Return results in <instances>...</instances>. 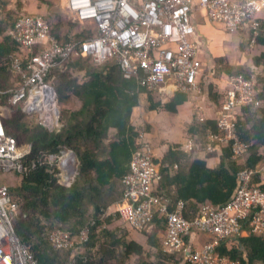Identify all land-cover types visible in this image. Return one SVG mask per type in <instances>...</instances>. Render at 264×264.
Returning a JSON list of instances; mask_svg holds the SVG:
<instances>
[{
  "label": "built area",
  "instance_id": "obj_1",
  "mask_svg": "<svg viewBox=\"0 0 264 264\" xmlns=\"http://www.w3.org/2000/svg\"><path fill=\"white\" fill-rule=\"evenodd\" d=\"M65 10L93 35L82 42H60L52 34L46 16L40 14L20 18L11 30L19 50L10 67L15 87L0 89V264H39L16 234L20 204L10 189L16 177L27 170L25 159L31 154L32 144H21L9 132L6 120L21 109L45 130H60L58 95L51 85L55 69L67 71L78 58L88 59L95 68L112 62L124 80H135L149 93L155 94L171 83L176 92L200 95L199 79L205 66L199 59L195 12L200 11L208 23L221 25L229 35L242 34L249 52L257 43L264 20V0H67ZM259 93L255 78L229 79L224 104L216 117L220 133L207 135L208 152H221L223 147L231 146L234 160L245 157L252 144L240 139L237 114L241 107L264 105L257 100ZM138 144L124 179L123 198L102 215L118 213L128 228L151 231L155 213H159L166 223L160 235L164 250L180 260L174 264H239L220 255L218 248L251 234L264 237V189L252 184L255 174H264V164L239 172L238 188L227 204L203 203L195 216L187 218L184 201L170 209L172 200L164 192H156L161 175L147 134H139ZM198 146L189 139L184 150ZM45 160L56 165L59 184H71L78 165L71 150H60ZM199 234L207 235L209 240L197 245L193 237ZM87 239V228L74 237L58 229L50 233L48 241L54 250L76 251Z\"/></svg>",
  "mask_w": 264,
  "mask_h": 264
},
{
  "label": "trees",
  "instance_id": "obj_2",
  "mask_svg": "<svg viewBox=\"0 0 264 264\" xmlns=\"http://www.w3.org/2000/svg\"><path fill=\"white\" fill-rule=\"evenodd\" d=\"M8 6L7 0H0V36L6 37L0 41V76H12L10 67L19 45L12 38L11 30L27 15L20 8L8 9ZM46 19L60 42H82L93 35L91 30L83 29L77 20L60 11L47 14ZM243 51L247 64L234 66L226 59L216 60L214 77L255 78L261 91L257 100L264 104V20L253 51H248L247 42ZM51 77L59 106H75L60 110L62 127L58 132L31 126L21 109H16L13 118L6 120L9 132L21 144H32L21 183L10 188L21 209L15 226L20 241L39 264H126L132 256L138 258L137 264L180 263L176 255L164 250L160 235L165 232L166 223L159 213H155L151 231L129 228L146 237L144 245L129 239L128 227L118 213L106 216L102 213L123 198L124 179L131 156L139 147V134H147L151 129L147 125L135 127L131 122L140 97L148 96L146 111L176 114L191 94L177 92L163 105L155 102L153 93L139 88L135 80H124L112 62L95 68L88 59L82 58L69 64L67 71L55 69ZM207 87L209 100L220 108L224 104L223 92L213 84ZM0 89L9 90L1 84ZM68 100L72 103H66ZM187 127L189 137L201 146H205L210 132L220 133L216 119L200 121L196 115ZM236 129L243 142L252 144L241 160H234L231 146H226L217 153L220 162L215 168H209L207 160L201 159L186 166L182 163L184 153L179 145H172L163 156L154 159L161 175L156 192H164L172 200L170 209L178 201H184L185 215L191 218L203 203L225 205L238 188L239 172L264 164V105L241 107ZM63 149L71 150L78 161L74 180L68 186L57 182L56 165L45 160ZM177 163L179 169L175 171L173 166ZM252 184L264 189V174H255ZM84 228L88 229V239L76 251L54 250L49 244V235L55 230L69 231L74 237ZM218 252L239 264H264V237L254 234L239 237L222 243Z\"/></svg>",
  "mask_w": 264,
  "mask_h": 264
},
{
  "label": "crops",
  "instance_id": "obj_3",
  "mask_svg": "<svg viewBox=\"0 0 264 264\" xmlns=\"http://www.w3.org/2000/svg\"><path fill=\"white\" fill-rule=\"evenodd\" d=\"M49 1L50 3H54V6L50 8L51 11L56 10L68 15L65 10L67 0ZM18 6L21 11L25 13L27 12V15L40 14L46 16L47 9H49V6L43 4L42 0H20V3L18 0ZM194 23L200 41L199 59L205 66L203 77L199 79L201 94L189 95L188 102L183 106H179L176 114L162 110L146 111V108L142 106L140 99L139 106L133 109L131 122L135 127H144L145 125L150 126L151 129L150 132L147 133V137L151 141L153 147H155V159L163 156L172 145H179L184 153V158L182 160L184 165L188 166L194 160L201 159L207 160V166L213 169L219 164L220 158L217 156L218 152H208L206 144L205 146L199 144L198 148H195L192 151L184 150V144L186 141L192 139L189 137L187 125L193 121L195 115L200 121L216 119L219 107L215 106V104L209 100L207 86L213 84L221 93H224L229 87V79L226 76L215 78L212 75V69L215 66V61L219 59H226L230 65L234 66L247 64L248 59L244 51H242V48L245 47L246 44V38L242 34L235 36L229 35L221 25L208 23L200 11L195 12ZM176 93L177 92L170 83L163 86L159 92L153 94V97L155 102H162V104L165 105L174 98ZM142 97L147 96L142 95L140 98ZM139 109L145 111V114H143L141 121L135 123L137 119L134 117V113ZM141 122H144L145 124ZM192 140L198 144L194 139ZM210 153L214 154L208 157ZM175 165H178V163ZM128 237L129 239H134L140 243L141 240H143L144 243L141 244H145L146 241L144 235L137 233L134 230H130L129 228ZM193 240L197 245H201L209 240V237L205 234H199L194 236Z\"/></svg>",
  "mask_w": 264,
  "mask_h": 264
},
{
  "label": "rangeland",
  "instance_id": "obj_4",
  "mask_svg": "<svg viewBox=\"0 0 264 264\" xmlns=\"http://www.w3.org/2000/svg\"><path fill=\"white\" fill-rule=\"evenodd\" d=\"M9 2V6H8V9H19L20 7L18 6V0H7ZM42 3L43 4H47L49 6V9H47V13H54V12H57L56 10H53L51 11L50 8L54 6V3H50L49 0H42ZM57 4V3H56ZM45 14V13H44ZM47 16V15H46ZM53 23L55 22V20L52 21ZM5 36H0V41H5ZM244 47L242 48V51H243ZM0 84L3 85V87H6L8 88L9 90L10 89H14L15 87V84H16V81H15V77L12 75H9V76H0ZM148 100V96L147 97H142L141 98V102H142V106H148L149 105V102H147ZM74 101V100H73ZM66 103L68 104H71L72 101L71 100H68ZM59 105V104H58ZM65 107H71V108H75V106L73 105H64L62 104V106L60 107L59 106V110L65 108ZM66 109V108H65ZM142 109V108H141ZM140 111V112H139ZM139 112V113H138ZM143 114H145V111L143 110H138L137 112L135 111L134 113V117L137 119V121H135V123L141 121L142 117H143ZM60 117H61V112H60ZM27 122L31 125V126H34V125H38L36 124V122L34 120H30L28 119L27 117ZM141 123H144V122H141ZM145 124V123H144ZM142 125V124H141ZM139 127V126H138ZM112 135V132L109 133V137H111ZM155 148V147H154ZM58 165H59V159L56 160ZM18 178V179H17ZM21 183V176H17L16 177V180H15V184H20ZM20 214H21V209H20ZM146 239V238H145ZM144 239V240H145ZM141 243H144L143 240H141ZM144 245V244H143ZM146 249H148V247H146ZM137 257L136 256H132L129 258V261L126 262V264H137Z\"/></svg>",
  "mask_w": 264,
  "mask_h": 264
}]
</instances>
